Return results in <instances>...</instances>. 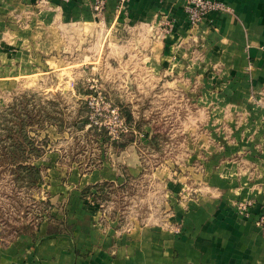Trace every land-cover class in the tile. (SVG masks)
I'll return each mask as SVG.
<instances>
[{
	"label": "crops",
	"instance_id": "crops-1",
	"mask_svg": "<svg viewBox=\"0 0 264 264\" xmlns=\"http://www.w3.org/2000/svg\"><path fill=\"white\" fill-rule=\"evenodd\" d=\"M212 1L232 12L193 27L184 0H128L122 12L108 0L102 17L95 0H0L1 107L42 89L84 103L96 86L131 127L112 141L82 116L94 166L70 151L73 135L38 132L65 143L33 164L55 213L0 230V264H264V0ZM153 179L166 216L114 208Z\"/></svg>",
	"mask_w": 264,
	"mask_h": 264
},
{
	"label": "rangeland",
	"instance_id": "rangeland-1",
	"mask_svg": "<svg viewBox=\"0 0 264 264\" xmlns=\"http://www.w3.org/2000/svg\"><path fill=\"white\" fill-rule=\"evenodd\" d=\"M56 81L59 80H50V85H55L54 88L57 87ZM45 85H48V83H45ZM69 85L70 83H68L67 89H70ZM52 100L53 98H51L50 95H47L43 89L40 90L38 94L32 90H27L23 94L15 97L11 101L12 103L8 106H0V137L4 138L3 135H6L4 131L5 119H11L10 115L12 112L7 113L9 108L15 106L17 109H15V111L21 112V110L26 107L28 111H34L35 113L41 109L43 118L49 116L54 119V121L56 120L61 124V126L59 125L60 127L56 124L58 133L63 134L66 131L70 134V136L73 135L70 151L74 150L75 154L83 153L86 158L89 157V159L87 158L90 162L89 166H94L95 157L91 156V153L96 154L97 144L95 142H91V138L87 139V136H85L86 131L83 132L78 127L79 124L84 121L82 116L86 115L87 118L89 113L86 101L81 103L80 101H77L76 97L68 94L61 96V92H59L57 97H54L53 102ZM184 109L186 111V108ZM161 117H165V115L161 114ZM47 120H49V118ZM47 128L48 125L46 128L43 127V129L41 126L40 134L43 133L44 135H48V133H46ZM167 129L170 130V127H165L163 124H159L158 126V131H166L165 133H168ZM34 130L35 128H27V131L29 133L31 132L33 135ZM92 132H94L91 133L92 135H96L95 131ZM36 135L37 134L35 132V136ZM40 137L39 141H37L39 142V145L42 144L43 146V154L48 152V145L60 146L65 144L64 141L61 143L58 141L53 144V142L50 143L48 141L49 139L47 136ZM38 144L37 142H34V147L36 148ZM87 152L89 153L87 154ZM2 160L5 162L7 159L3 158ZM258 160H262V164H264V158H259ZM4 162L0 163V230L3 232H11L12 230H15V228L21 229L22 227L24 228L32 224L40 223L46 217L54 214L56 207L52 206L48 200H42L41 190L34 189L37 187L23 188L20 185H16L18 183L16 177L13 175V171H16L17 169L10 167L6 164V162L4 164ZM30 163L33 165L35 163V159H32ZM256 163L258 162L256 161ZM18 175L17 178L19 177ZM156 180L157 179H153V183L151 182L152 186L148 191H145L143 188H136L135 190L130 188L129 190H124L123 199L120 204L114 208L120 210V212L122 211L125 215L129 211L131 214L136 213L138 215L150 214L157 217L166 216L168 208L167 198L164 196V193L159 190ZM108 193L110 199L112 195L115 194L112 191H108ZM135 197V203L132 204L131 199ZM250 205L251 203L249 201H241L237 203L236 210L240 214H248ZM258 225L263 226L259 224V221Z\"/></svg>",
	"mask_w": 264,
	"mask_h": 264
},
{
	"label": "trees",
	"instance_id": "trees-1",
	"mask_svg": "<svg viewBox=\"0 0 264 264\" xmlns=\"http://www.w3.org/2000/svg\"><path fill=\"white\" fill-rule=\"evenodd\" d=\"M15 109L16 107L14 106L7 111V113H12L10 115L11 119H5L4 131L6 135H3L4 138L0 137V163L4 162L2 160L3 158H6V164L17 169L16 171H13V175L16 177L18 183H15L17 186L20 185L23 188H34L42 182V170L35 165H32L30 162L32 159H38L44 155L42 144H38V132L41 130V126L43 129V127L46 128L48 124H57V126H61V124L56 120L54 121V119L49 116L43 118L41 109L36 113L34 111H28L26 107H24L21 112H16ZM48 118L49 120H47ZM87 123L88 120L83 124L84 128ZM27 128H35L33 131L34 135L31 132L29 133ZM94 131L97 133L96 130ZM35 132L37 134L36 136ZM34 142H37L38 144L36 148L34 147ZM152 145L157 147V142L153 140ZM17 175L19 176L18 178ZM102 192L104 194L105 189L102 190ZM31 227L32 225L24 228L22 227L20 230L26 233L32 229ZM53 233L60 234L61 232H56L51 228L49 234Z\"/></svg>",
	"mask_w": 264,
	"mask_h": 264
},
{
	"label": "built area",
	"instance_id": "built-area-1",
	"mask_svg": "<svg viewBox=\"0 0 264 264\" xmlns=\"http://www.w3.org/2000/svg\"><path fill=\"white\" fill-rule=\"evenodd\" d=\"M108 0H95L93 5L97 17L105 14ZM128 0H119V11H125ZM185 12L193 27H198L205 17L211 12L231 13L232 8L220 1L212 0H184ZM164 30H172L171 23L165 24ZM75 85L74 83H72ZM96 86L89 87L90 93L86 97L89 109L86 125L89 131L96 130L98 133H105L112 141H118L131 132L122 109L113 103L101 89ZM259 224L264 226V213L259 219Z\"/></svg>",
	"mask_w": 264,
	"mask_h": 264
}]
</instances>
